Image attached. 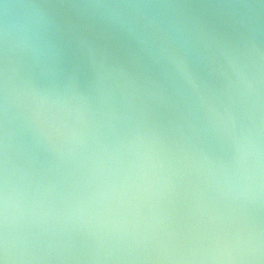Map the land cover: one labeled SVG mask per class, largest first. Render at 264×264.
Wrapping results in <instances>:
<instances>
[{
  "label": "water",
  "instance_id": "obj_1",
  "mask_svg": "<svg viewBox=\"0 0 264 264\" xmlns=\"http://www.w3.org/2000/svg\"><path fill=\"white\" fill-rule=\"evenodd\" d=\"M0 264H264V0H0Z\"/></svg>",
  "mask_w": 264,
  "mask_h": 264
}]
</instances>
